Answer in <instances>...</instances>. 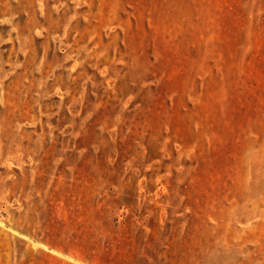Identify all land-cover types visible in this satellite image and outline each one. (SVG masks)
<instances>
[{
	"label": "rangeland",
	"instance_id": "obj_1",
	"mask_svg": "<svg viewBox=\"0 0 264 264\" xmlns=\"http://www.w3.org/2000/svg\"><path fill=\"white\" fill-rule=\"evenodd\" d=\"M0 264H264V0H0Z\"/></svg>",
	"mask_w": 264,
	"mask_h": 264
}]
</instances>
